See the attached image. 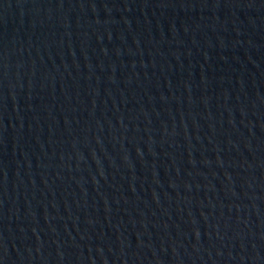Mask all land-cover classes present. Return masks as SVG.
Listing matches in <instances>:
<instances>
[{"label": "water", "instance_id": "obj_1", "mask_svg": "<svg viewBox=\"0 0 264 264\" xmlns=\"http://www.w3.org/2000/svg\"><path fill=\"white\" fill-rule=\"evenodd\" d=\"M0 264H264V0H0Z\"/></svg>", "mask_w": 264, "mask_h": 264}]
</instances>
